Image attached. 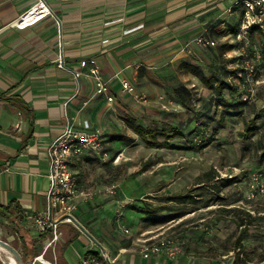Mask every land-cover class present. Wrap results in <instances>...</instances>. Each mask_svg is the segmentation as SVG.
<instances>
[{
	"label": "crops",
	"instance_id": "1",
	"mask_svg": "<svg viewBox=\"0 0 264 264\" xmlns=\"http://www.w3.org/2000/svg\"><path fill=\"white\" fill-rule=\"evenodd\" d=\"M219 1L47 0L52 14L22 26L20 16L36 0H0V234L17 242L29 261L35 258L45 264L46 255L59 244L60 264H75L74 260L83 264L88 259L90 264H264V236L260 233L252 231L245 238L242 232H235L238 239L244 236L243 246L239 245L244 253L238 256L234 251L212 249L216 245L209 241L213 235L201 234L203 226L181 233L186 245L177 259L163 255L144 258L135 244L137 237L165 224L147 227L143 223L146 216L136 212V207L99 194L102 187L87 191V172L77 174L74 169L87 167L95 159L104 161L111 154L106 150L93 158L86 153L71 162L80 188L92 194L88 202L79 203L76 212L84 230L63 223L62 236L51 244L52 237L29 226L34 216L48 209L54 140L69 125L84 130L85 122L91 123L92 131H107L114 111L126 110L121 85L113 79L122 70L132 78L130 70L143 66L140 56L150 57L155 50L144 41L149 35L164 39L158 43L167 39L171 46L201 34L220 41L233 32L242 15L238 0ZM91 58L98 60L102 76L111 81L115 103L95 95L90 77L75 78L80 61ZM262 202L255 205L259 215L264 214ZM128 209L140 220L136 229L123 221ZM257 223L264 225V218H254L253 224ZM123 227L132 234H124Z\"/></svg>",
	"mask_w": 264,
	"mask_h": 264
},
{
	"label": "rangeland",
	"instance_id": "2",
	"mask_svg": "<svg viewBox=\"0 0 264 264\" xmlns=\"http://www.w3.org/2000/svg\"><path fill=\"white\" fill-rule=\"evenodd\" d=\"M193 39L171 46L167 39L163 43L158 42L164 39H153L150 35L144 39L155 50L150 57L140 56L143 66L130 70L132 78L122 70L119 78L112 79L118 84L121 79L127 80L145 100L121 90L126 98L121 100L126 110L114 111L113 122L105 133L101 131L105 142L110 143L111 147L105 149L110 156L104 161L94 158L87 167L74 169L77 174L87 172V191L102 187L99 194L113 196V201H123L132 208L139 207L135 203L168 208L162 218L169 223L150 230L180 234L203 226L199 229L201 234L213 235L209 239L216 244L212 249L234 251V255L240 256L244 248L239 250L235 232H242L245 238L252 231L264 236V225L253 224L254 218H264V214L259 215L255 210V205L264 198L259 202L247 198L252 174L264 169V85L257 89L256 101L244 105L242 90L231 87L228 81V71L233 72L241 65L228 67L227 64L228 60L239 59L235 46L220 43L206 49L195 45ZM252 41L254 48L263 53L259 69L264 80V34L254 35ZM77 70L82 71L81 77L87 76V70L80 67ZM221 84L219 92L217 87ZM199 119L205 122L201 128L196 127ZM127 120L152 130L159 141L170 136L171 146L177 149L148 147L127 125ZM253 122L256 130L246 134L245 129ZM195 132L199 133L198 141L194 140ZM119 136L123 140H117ZM88 155L93 158V153ZM232 178L234 182L228 183ZM225 183L228 185L224 186ZM114 185L118 187L117 193L111 194L107 190ZM170 198L177 200L168 201ZM130 213L128 209L123 221L136 229L140 220ZM113 218L116 219V214ZM241 222L243 226L239 225ZM220 225L221 228L216 227ZM0 239L22 254L20 245L13 239L2 234ZM29 260L25 264H43L35 258ZM45 260V264H51L49 261L60 264L59 244ZM74 263L79 264L77 260ZM0 264L4 263L0 261Z\"/></svg>",
	"mask_w": 264,
	"mask_h": 264
},
{
	"label": "built area",
	"instance_id": "3",
	"mask_svg": "<svg viewBox=\"0 0 264 264\" xmlns=\"http://www.w3.org/2000/svg\"><path fill=\"white\" fill-rule=\"evenodd\" d=\"M236 6L242 10L241 21L233 32L224 35L220 41L223 44L236 46L239 56L237 60L243 71L235 77H230L228 81L232 86H237L242 90H240L242 92L241 100L250 105L256 101L257 89L264 85L259 69L263 53L254 48L252 41L254 35L264 33V0H238ZM51 14L47 0H36V4L24 12L19 21L22 26H30ZM220 41L201 34L193 40V43L199 47L210 49L217 47ZM79 67L82 70H87V76L94 81L95 95L105 96L109 103H113L111 81L102 76L98 60L96 58L82 60ZM74 74L78 81L83 75L79 70L74 71ZM120 85L123 92L136 99L142 97L145 100V96H140L135 87L127 80L121 79ZM203 125V119L196 121L197 128H201ZM198 139V135H196L194 140L198 141ZM105 149L103 133L101 130L92 131L88 122H85L84 130H77L69 125L51 144L48 209L46 212L34 216L29 223V226L37 232L52 237L51 244L57 242L62 236L61 224L70 223L78 227L76 212L79 203L87 202L92 197L91 193L80 188L78 176L71 168L72 160L82 158L86 153L103 154ZM249 186L247 198L252 202L261 201L264 198V169L252 174ZM117 188L114 185L107 191L116 194ZM120 205L122 208L125 207L124 204ZM122 214L123 212L120 211L119 215L122 216ZM208 229L206 226L205 230ZM121 230L126 235L132 234L129 228L123 227ZM159 232L160 229H155L139 234L135 244L140 247L141 254L146 259L162 255L172 260L177 259L185 249L184 234ZM90 261L89 259L84 260L83 264H90Z\"/></svg>",
	"mask_w": 264,
	"mask_h": 264
},
{
	"label": "trees",
	"instance_id": "4",
	"mask_svg": "<svg viewBox=\"0 0 264 264\" xmlns=\"http://www.w3.org/2000/svg\"><path fill=\"white\" fill-rule=\"evenodd\" d=\"M264 34V33H263ZM262 35V34H261ZM224 46V45H223ZM226 55V53L224 54V56ZM228 67H230L231 65H238L239 66V62L236 59H232V60H228L227 61ZM243 70L241 68H237V70L235 71H228V76L230 77H235L239 74V72H242ZM228 78V79H229ZM230 86L232 87V85L230 84ZM222 84L220 86L217 87V90L220 92L222 91ZM242 101V100H241ZM242 103L244 105H247L246 103H244L242 101ZM127 125L135 132L137 133L142 141H144V143L150 147V148H155V149H177L176 147H172L169 140H170V136H166V139L164 141H159L158 137L156 135L155 132H153L152 130L146 129L142 126H139L138 124L135 123V121L133 120H127ZM205 124V122H204ZM204 126V125H203ZM256 130L255 127V122H253L251 125H249L246 129H245V133L249 134L253 131ZM177 132H175L174 135H176ZM199 133L195 132L193 133V136L198 135ZM194 138V137H193ZM117 140H123L121 136L117 137ZM234 179H230L228 180V183H233ZM228 185L227 183L224 184V186ZM223 187V185L221 186V188ZM177 199L175 198H170L168 201H176ZM136 212L143 214L146 216L145 220H144V224L147 227H153V226H158L161 224L166 223L164 221V219L162 218V214H164L166 211H168V208L164 207V206H160L157 204H149V203H143L142 206L140 207H136L135 208ZM240 226H243L244 224L241 222L239 223ZM243 240V236H240L239 239L237 240V243H239V245H241L240 243ZM240 247V246H239ZM24 262L26 263V260H29L30 258H28L27 256H23Z\"/></svg>",
	"mask_w": 264,
	"mask_h": 264
},
{
	"label": "water",
	"instance_id": "5",
	"mask_svg": "<svg viewBox=\"0 0 264 264\" xmlns=\"http://www.w3.org/2000/svg\"><path fill=\"white\" fill-rule=\"evenodd\" d=\"M78 227L84 230L83 226L78 223ZM0 246L7 249L15 258L17 264H25L22 254L10 243L0 239Z\"/></svg>",
	"mask_w": 264,
	"mask_h": 264
},
{
	"label": "bare ground",
	"instance_id": "6",
	"mask_svg": "<svg viewBox=\"0 0 264 264\" xmlns=\"http://www.w3.org/2000/svg\"><path fill=\"white\" fill-rule=\"evenodd\" d=\"M0 261L4 264H17L14 256L5 248L0 246Z\"/></svg>",
	"mask_w": 264,
	"mask_h": 264
}]
</instances>
